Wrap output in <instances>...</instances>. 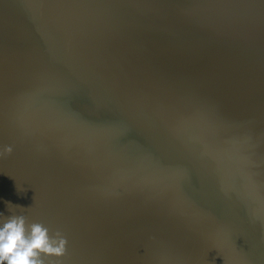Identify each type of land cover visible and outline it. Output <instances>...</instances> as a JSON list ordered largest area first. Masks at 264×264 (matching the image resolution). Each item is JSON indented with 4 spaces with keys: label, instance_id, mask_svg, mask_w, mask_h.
Returning a JSON list of instances; mask_svg holds the SVG:
<instances>
[{
    "label": "water",
    "instance_id": "obj_1",
    "mask_svg": "<svg viewBox=\"0 0 264 264\" xmlns=\"http://www.w3.org/2000/svg\"><path fill=\"white\" fill-rule=\"evenodd\" d=\"M6 146L44 264H264V0H0Z\"/></svg>",
    "mask_w": 264,
    "mask_h": 264
},
{
    "label": "clouds",
    "instance_id": "obj_2",
    "mask_svg": "<svg viewBox=\"0 0 264 264\" xmlns=\"http://www.w3.org/2000/svg\"><path fill=\"white\" fill-rule=\"evenodd\" d=\"M12 151L11 146H6L0 157L10 156ZM66 244L62 232L50 233L43 223H29L24 215H11L0 221V264H44L46 257H63Z\"/></svg>",
    "mask_w": 264,
    "mask_h": 264
}]
</instances>
